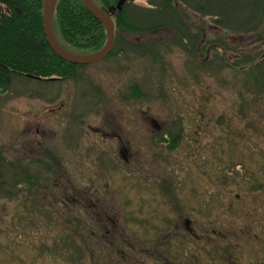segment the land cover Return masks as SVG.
Here are the masks:
<instances>
[{
    "label": "rangeland",
    "instance_id": "374dc122",
    "mask_svg": "<svg viewBox=\"0 0 264 264\" xmlns=\"http://www.w3.org/2000/svg\"><path fill=\"white\" fill-rule=\"evenodd\" d=\"M191 16L202 43L221 35L233 49L195 57L172 29H116L151 51L119 44L125 52L76 68L74 78L13 76L0 92V264H154L147 252L162 246L143 240L168 227L199 264L219 260L215 248L225 244L229 264L263 258L264 90L255 92L240 65L257 51L256 34ZM167 130L179 134L174 149L156 141ZM21 168L30 186L12 185ZM61 229L76 236L66 254L48 250Z\"/></svg>",
    "mask_w": 264,
    "mask_h": 264
},
{
    "label": "trees",
    "instance_id": "16d2710c",
    "mask_svg": "<svg viewBox=\"0 0 264 264\" xmlns=\"http://www.w3.org/2000/svg\"><path fill=\"white\" fill-rule=\"evenodd\" d=\"M92 1L106 10L113 6L116 0ZM126 1L122 10L115 11L113 17L115 30L137 34L158 29H172L175 33L174 39L187 53L195 57L199 53L201 56V50H209L210 47L212 50L233 48L221 35H216L214 39L202 43V32L193 30L190 25L193 13L207 18L215 27L226 33L234 32L240 35L255 33L254 43L257 51L249 57L247 54H242L243 60L240 65L248 67L245 69L247 72L245 78L254 86L255 92L264 90V69L260 67L262 63H259L264 61L263 57L260 58L264 49H259L263 48L260 43L264 39V0H146L147 7L135 5L132 0ZM41 3L42 0H0V92L8 90L13 76L29 79L55 76L60 80L67 77L74 78L76 68L83 67L62 60L49 48L42 27ZM52 27L60 45L71 52H94L102 47L106 37L103 26L87 12L81 0H57ZM119 44L127 45L129 51L140 55L151 51L150 48L134 44L117 34L114 49L106 58L118 51H126L125 48H118ZM131 87L132 91L139 95L138 87L135 84ZM175 134L177 132L167 130L166 135L169 138L159 137L156 141L168 142L167 147L174 149L177 144ZM38 162L44 164L40 160ZM0 168L2 170L1 164ZM53 168L58 167L53 166ZM46 169H51L49 163L46 164ZM16 173L11 181L13 186L27 185V183V186H30L33 182V177L27 169L21 168ZM2 183L1 178L0 188ZM9 193V190L5 191V194ZM64 231L61 229V238L52 243L50 251L56 253L57 250L61 253L73 251L72 246L76 244V236ZM76 232L82 235L84 229L81 231L77 229ZM66 241H73L75 244L70 246ZM87 245L93 248L92 243ZM93 251L94 249L91 251L94 254L96 251Z\"/></svg>",
    "mask_w": 264,
    "mask_h": 264
},
{
    "label": "water",
    "instance_id": "95a60500",
    "mask_svg": "<svg viewBox=\"0 0 264 264\" xmlns=\"http://www.w3.org/2000/svg\"><path fill=\"white\" fill-rule=\"evenodd\" d=\"M117 2L118 3L115 6L103 10L92 0H81V3L84 4L87 12L103 26L106 37L102 47L94 52L79 53L71 52L65 47H62L55 36L54 28L52 27V19L57 0H42V27L49 48H51L59 58L71 64L85 65L106 59L107 55L113 50L115 41V25L113 24L110 15L115 14L116 9L120 10V5H123L125 0H118ZM36 78L41 79L40 77ZM54 78L50 77L47 79L54 80Z\"/></svg>",
    "mask_w": 264,
    "mask_h": 264
},
{
    "label": "flooded vegetation",
    "instance_id": "af4514ba",
    "mask_svg": "<svg viewBox=\"0 0 264 264\" xmlns=\"http://www.w3.org/2000/svg\"><path fill=\"white\" fill-rule=\"evenodd\" d=\"M126 2H128V0L126 1ZM113 18V17H112ZM113 20V19H112ZM115 38H116V31H115ZM262 57L264 56V53H263V55H261ZM179 134H177V135H175V137H177ZM163 137H166V138H169V136H167L166 135V133L163 135ZM99 207H101V206H96V209H98V212L100 211L99 210ZM100 214V213H99ZM109 215V214H108ZM173 224V223H172ZM174 225V224H173ZM175 227H176V225H175ZM103 228H104V226H103ZM102 228V229H103ZM100 230L101 229H99L98 230V232H97V234L98 233H100ZM172 230H175V231H173L172 233L170 232V231H172ZM109 233H112L111 231H113L112 229H109V230H107ZM177 231H176V229H170L169 227H168V231L166 232V233H162V232H160L159 233V235L160 236H155V237H151L150 239H146V240H143V243H145V246L147 247V244H152L153 246H154V244L157 246V247H159V246H162V248L160 249V252L157 254V252H158V250H159V248H157L156 250H157V252L156 253H150V252H147V251H150L149 249H147L146 248V252L149 254V255H152V256H150L151 258H156L157 259V262L156 263H154V264H199L198 263V259H195V257H194V255H189V254H187V255H189L188 257H185L186 255H185V251H184V249H183V246H180L179 244H178V240H176L174 237H173V235L175 234V235H177ZM169 235V236H168ZM172 238H173V241H172ZM163 239V240H162ZM159 241L162 243V244H159ZM174 243V245L176 244L177 245V247L176 248H174V249H171V243ZM226 245H228V244H225V246ZM52 246V245H51ZM61 246V245H60ZM221 247V249H219V248H215V252H217V251H219L221 254H222V257L219 259V260H217L215 263H214V261L213 260H211V261H208V260H206V261H208L209 263L208 264H229V262H228V260H227V258L225 257V255L227 254V252L228 251H226L227 249H226V247ZM164 248H167L168 250H167V256H164ZM50 249H51V247L48 249L49 251H50ZM181 249H183V251H181ZM51 252V251H50ZM64 253L66 254V251H64ZM172 255H173V257H172ZM192 256V257H191ZM62 257H64V256H62ZM61 257V258H62ZM65 258L66 257H64V263L63 264H67V261H65ZM150 259V258H149ZM201 261L202 262H205V260L203 259H201ZM54 262H48L47 263V261H41L40 262V260H30V262H28L27 264H53ZM257 263L258 264H264V256H263V258H260V259H258V261H257Z\"/></svg>",
    "mask_w": 264,
    "mask_h": 264
}]
</instances>
